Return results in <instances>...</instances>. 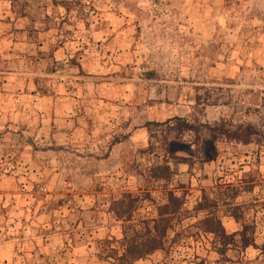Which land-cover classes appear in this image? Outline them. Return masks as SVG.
<instances>
[{
  "label": "rangeland",
  "instance_id": "rangeland-1",
  "mask_svg": "<svg viewBox=\"0 0 264 264\" xmlns=\"http://www.w3.org/2000/svg\"><path fill=\"white\" fill-rule=\"evenodd\" d=\"M56 5L62 58L50 63L39 89L73 107L75 137L66 130L68 112L57 117L48 143L23 129L0 131V174L47 169L87 191L83 225L107 238L87 246L81 264H112L106 258L125 254L115 213L132 205L120 222L144 234L143 222L157 216L169 191L186 202L173 221L179 233L172 247L136 264H264V0ZM11 89L0 84V93ZM166 162L171 179L157 180L154 170ZM37 190V201L47 202V185ZM202 198L210 209H197ZM207 212L235 243L224 248L199 230ZM245 227L249 248L239 235Z\"/></svg>",
  "mask_w": 264,
  "mask_h": 264
},
{
  "label": "crops",
  "instance_id": "crops-1",
  "mask_svg": "<svg viewBox=\"0 0 264 264\" xmlns=\"http://www.w3.org/2000/svg\"><path fill=\"white\" fill-rule=\"evenodd\" d=\"M56 1L0 0V84L14 88L0 93V131H30L36 142H49L57 117L67 115L65 112L69 113L65 123L72 142L77 123L73 107L62 105L63 96L54 90L39 89L41 78L49 77L50 63L62 58V48L54 42L55 14L59 10ZM12 155L17 157L18 153ZM19 161L34 163V158L22 156ZM47 172L17 174L8 170L9 174H0V264H81L87 246L107 238L104 234L100 238L99 231L90 232L88 225H83L80 212L92 204L87 191H76L64 180V174ZM41 182L50 190L44 212L42 203L33 207ZM67 199H72V206L65 204ZM115 216L122 238L118 244L124 248L130 241L128 232L136 226H128L132 222L121 224ZM176 232L177 227L165 250L174 244L171 238Z\"/></svg>",
  "mask_w": 264,
  "mask_h": 264
},
{
  "label": "trees",
  "instance_id": "trees-1",
  "mask_svg": "<svg viewBox=\"0 0 264 264\" xmlns=\"http://www.w3.org/2000/svg\"><path fill=\"white\" fill-rule=\"evenodd\" d=\"M246 143L248 142L246 141ZM171 176L172 169L167 162L162 166H158L154 170V177H156L157 180H170ZM185 204L186 202L183 197H178L175 192L169 191L167 193L166 202L162 205H158L157 216L155 218H149L143 222V225L145 226L144 234L142 233V230L139 231L137 230V227H134L133 232L135 235L126 246L125 254L119 256L116 252L114 254L116 256L113 255L106 259H108V261H113L114 264H136L138 261L144 260L158 251L165 250L170 234L176 227L173 225V221L176 215L181 213ZM209 207L210 202L204 198L197 209L206 210ZM127 208L129 212L115 213L118 218H122L126 214H129L131 217L132 210L130 211V209L132 208V205ZM197 227L203 233L214 234L218 239L217 243L224 248L235 243V235H229L220 218L216 217L211 212L198 222ZM247 232L248 227H245L244 231L239 233V235L242 237V245L249 248L254 242L253 240L246 239Z\"/></svg>",
  "mask_w": 264,
  "mask_h": 264
},
{
  "label": "built area",
  "instance_id": "built-area-1",
  "mask_svg": "<svg viewBox=\"0 0 264 264\" xmlns=\"http://www.w3.org/2000/svg\"><path fill=\"white\" fill-rule=\"evenodd\" d=\"M45 192L46 190H44L43 188L41 189V192ZM41 204L42 203V205H41V211H45L46 210V200H44V199H40L39 201H35L34 203H33V207L34 208H36V207H38V204Z\"/></svg>",
  "mask_w": 264,
  "mask_h": 264
}]
</instances>
